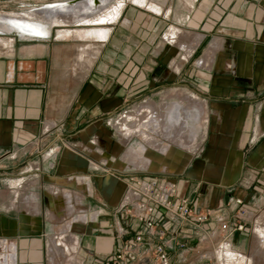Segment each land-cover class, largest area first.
Masks as SVG:
<instances>
[{
	"label": "crops",
	"instance_id": "crops-1",
	"mask_svg": "<svg viewBox=\"0 0 264 264\" xmlns=\"http://www.w3.org/2000/svg\"><path fill=\"white\" fill-rule=\"evenodd\" d=\"M61 1L0 0V15ZM148 2L163 12L127 5L92 61L89 53L75 63L73 37H83L60 36L69 27L62 24L0 49V264H52L63 232L78 240L80 264H103L119 243L122 176H130L108 120L117 127L124 117L112 115L144 89L165 101L170 92L158 88L166 82H186L206 102L205 145L173 180L194 210L213 212L205 227L218 232V215L233 223L238 208L264 206V0ZM172 26L194 46L189 59L165 40ZM212 45V61L200 66ZM249 222L232 237L241 254L247 250L235 244ZM179 251L173 264L198 260Z\"/></svg>",
	"mask_w": 264,
	"mask_h": 264
},
{
	"label": "bare ground",
	"instance_id": "bare-ground-1",
	"mask_svg": "<svg viewBox=\"0 0 264 264\" xmlns=\"http://www.w3.org/2000/svg\"><path fill=\"white\" fill-rule=\"evenodd\" d=\"M111 1L112 0H67L47 4L37 10L24 11L14 15H0V34L5 32H14L15 34H19L21 37L45 36L44 34H40L47 33V31H44L45 25L48 26V33H52L51 27L54 25H103V28L99 29V31L93 30L90 31V34L98 32L97 39H99V41H105L110 35V25H114L118 22L128 3L139 4L142 6L148 5L147 8L150 10L158 13L163 12L159 6L153 4L152 2H148L147 0H117L115 7L113 8V6H111L113 8L111 12L104 13L103 15L101 14L102 16L97 19L98 21L94 20L93 16L99 12L98 10L101 11L104 6L108 5V3L110 5ZM174 27L172 26V28L166 32L165 40L171 42L172 44H177L182 50L183 58L189 59L194 46L189 40L182 39L181 37H184V33L178 30L177 27ZM19 29L23 31V35ZM59 34L60 36L69 38L73 35V31L70 29H62ZM198 39L200 40L199 36ZM214 50L215 46L212 45V47L207 50L206 56L199 60L198 64L200 66H205L206 63H209V60L212 61ZM184 97L190 102L193 110H198L200 107L205 106L204 102L192 92L184 94ZM182 103L183 102H178L174 107L171 103H167L164 106L165 110L160 113L156 107L157 105L146 102L135 113L126 115L122 121L118 122L117 128L121 133L122 139L124 141L126 139L125 142L128 143L134 137L141 139L137 146L132 145L123 152V158L119 162L122 165L133 169L166 170H174V164L172 162L167 164L165 163V160L168 157L181 158L183 165L188 163L192 154L188 151H183V144L189 139L186 134L187 126L189 125L187 121L189 119L185 121L182 120V115L185 113L186 115H191V113L189 112L190 110L187 106H183ZM170 112H172V116L168 119ZM190 138L192 139L193 137ZM79 146L84 148L83 144H80ZM152 149L155 151H152ZM13 184L15 185L14 182ZM257 231L261 234L260 238H263L264 229L262 227H258ZM70 239L71 237L66 233L58 235L54 238V249L51 251V261L54 262L58 260L57 256L61 253L63 258L72 257L75 246L70 247ZM76 244L77 243H75V245ZM263 245L264 242H262L261 246ZM217 252L220 256L223 255L222 251L219 250ZM232 253L228 251L226 255L232 256ZM238 261V264H252L253 258L240 255V257H238ZM56 264L65 263L56 262Z\"/></svg>",
	"mask_w": 264,
	"mask_h": 264
},
{
	"label": "built area",
	"instance_id": "built-area-1",
	"mask_svg": "<svg viewBox=\"0 0 264 264\" xmlns=\"http://www.w3.org/2000/svg\"><path fill=\"white\" fill-rule=\"evenodd\" d=\"M243 201L242 197L235 198L239 206ZM118 213L120 220L116 232L119 243L103 264H173L172 252L175 250L179 249V253L185 256L192 249L201 253V244H216L218 237L222 238L223 247L227 249L233 246L232 237L245 231L247 221L254 215L246 208H238L235 222L230 223L218 215L219 231L208 230L205 225L210 222L213 212L194 210L192 200L180 195L177 182L137 176L127 180ZM191 264L222 262L216 256L210 258L203 254Z\"/></svg>",
	"mask_w": 264,
	"mask_h": 264
},
{
	"label": "rangeland",
	"instance_id": "rangeland-1",
	"mask_svg": "<svg viewBox=\"0 0 264 264\" xmlns=\"http://www.w3.org/2000/svg\"><path fill=\"white\" fill-rule=\"evenodd\" d=\"M116 2H117V0H112L110 5L108 3V5L104 6V8L101 11L98 10L101 13L97 12L95 14V16H93L94 20L98 21L97 19H99L104 13L111 12V10H113V8L115 7ZM35 3H38V2H35ZM129 4L137 6V7H140V8L148 9L147 8L148 5L147 6H142V5L134 4V3H128L127 5H129ZM111 6H113V8ZM22 9H23V7L22 8H18V9L14 10V11H17V12L19 11L20 12V11H22ZM25 11H30V10L27 9ZM65 26H69V27H63V29L64 28L65 29H70V30L73 31V35L76 33V34H78V36H82L83 37V38L76 37V36L73 37V39L75 40V43H76V48H75V50H76L75 51L76 52V59H75V63L77 64V63L80 62L79 58H80L81 55H84L83 57L88 58L87 56H89V53H90V57H91V61H92V59H94V57L98 54V47H96V46H97L98 42H100V41H99V39H97V33L98 32L97 33L94 32V34H90V31H93V30L94 31H99V29L103 28V25L78 26L77 24H73V25H65ZM112 26L113 25H110V27H112ZM58 28L59 27H56V29H54V31H53V34L55 36H58V30H57ZM19 30L21 31V33L23 35V31L21 29H19ZM44 31H47V33H40V34H44L45 36L52 34V33H48V26L47 25H45ZM111 31H112V29H111ZM111 31H110V33H111ZM36 34H38V33H36ZM36 34H34V35H36ZM163 36L165 37V34H163ZM19 37H20V35L19 34H15L14 32H5L4 34H0V49L7 48L10 43H14L15 42L14 40L18 39ZM10 39H12V40H10ZM210 62H211V60H209V63H206V65L210 64ZM161 81H162V79H158V81H156V84L160 83ZM140 82H142V81H140ZM182 83H185V84H167V82H166L165 84L162 83V84L159 85L160 86V88H158L159 92H162L164 89H167L170 92V93H167L165 95V97L167 98L165 101H163L162 93L159 94V95L153 96L151 94V90L148 91V90L144 89L143 91H140L141 92L140 94L134 95V96H130L129 97L130 99L123 105V108L120 109L115 115L113 114L112 118L115 117V120H117L118 118L125 117L128 114L135 113L146 102H150V103L154 102L157 105L156 107L158 108V111L160 113H162L165 110L164 106L167 103H171V105L174 107L178 102H183L182 103L183 106H187V108L190 110L189 112L191 113V115H186V113L184 112L185 114H183V115H185V116L182 115V120L185 121V120L189 119L187 121L189 125L187 126V133H186L188 138H189L188 141L191 139L190 137H193L190 140L192 142H190V141H189L190 143L188 141L184 142L183 151H188L189 153L192 154L190 160L192 159L193 154H194V157L192 159V160H194L196 155H199V153L202 151V149H203V147L205 145L204 138H205V133H206V127H208L207 126L208 123L204 122L202 125H200V124L207 119L206 116H204V113H203V108L206 107V102L202 99V96L197 95L195 93V91L189 90V88L186 86V84H187L186 82H182ZM145 86H147V85L145 84L143 87H145ZM178 88H182L183 91L179 90ZM189 92L190 93L192 92L198 98L201 97L200 99L204 102L205 106L200 107L198 110H195V109L193 110V108L191 107L190 102L184 97V94L189 93ZM152 97L155 98V101L152 100ZM171 116H172V112H170V116L168 117V119H170ZM112 121H114V120H112V119L108 120V123L112 127V130L109 128L111 130L110 133L112 134L113 141H115L114 137H116V138H118L119 141H121L123 143V145H124L123 152L128 147H131L132 145H136V146L138 145V143L141 141V139L138 138V137H134L128 143L127 142L124 143L122 138H121V133L119 132L118 128L115 127V125L112 123ZM113 132H115V134ZM125 141H126V139H125ZM152 151H155V150L152 149ZM170 162H172L174 164V170H168V169L167 170L166 169H133V168H129L127 166L122 165L123 167H125L126 169L129 170V175H130V176H127L125 174L122 177L123 178H127L128 177L127 180L131 176H137L138 178H153V179H161V180L162 179L163 180H171V179L172 180H174V179H178L179 180V178H182L183 175H177L174 172L183 171L184 168L186 167V165L189 162L183 165L181 158H176V157L169 158L168 157L165 160V163L167 164V163H170ZM249 218H251V217H249ZM263 224H264V206H262L258 211L254 212V215L252 216V218H251V220L249 222V232H247L244 235H242V233H241V234H239L240 236H238V238H239L238 239V243L235 244V245L240 247V248H242V247L245 248V250H247V252H243L244 254L239 253L241 251L236 249V248H234V246L229 247L227 249H224V247H223L224 246V242L222 241L221 237H218L216 244H213V243L210 244V242L201 244L200 245V248L202 249L201 253H198L196 249H192L187 255L188 257H187L186 262H190V259H192V258L199 260L200 255L204 254L206 256H209L210 258H213V257L216 256L217 258H219L221 260L222 264H238L239 263L238 257H240V255H245L247 257H252L253 258V263L252 264H264V245L261 246L262 242H264V237L260 238L261 234H260L259 231H257L258 227H262L264 229V225ZM70 241H71V243H70L71 246L70 247L75 246L74 253H73L71 258L67 257L65 259L71 260L74 257V263L75 264H80V262H79L80 259H79L78 255H77L78 254V250H79L78 240L76 238H71ZM75 243H77V244L75 245ZM77 246H78V248H77ZM216 247L219 248V249L217 250ZM220 247H222V249H220ZM52 249H54V245L53 244H52L51 249H50V260H52L51 259V251H52ZM215 249L217 251H219V250L222 251L224 256L223 255L220 256L217 251L215 252ZM228 251L230 253L233 252L234 254L232 253V256L235 255L236 257L235 256L232 257V256H229V255H226ZM237 251H239V252H237ZM61 257L63 258L62 254H58V256H57L58 260H56L54 262L51 261L52 264H56V262L62 263ZM63 263L70 264L67 261H65ZM194 263H195V261H194Z\"/></svg>",
	"mask_w": 264,
	"mask_h": 264
}]
</instances>
